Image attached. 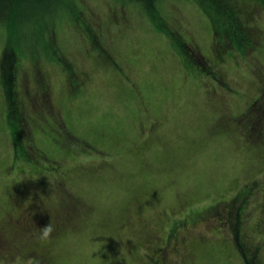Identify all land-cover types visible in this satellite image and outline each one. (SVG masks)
<instances>
[{
    "label": "rangeland",
    "instance_id": "1",
    "mask_svg": "<svg viewBox=\"0 0 264 264\" xmlns=\"http://www.w3.org/2000/svg\"><path fill=\"white\" fill-rule=\"evenodd\" d=\"M87 3L104 27L105 42L96 45L90 39L91 47L106 59H95L85 39L69 37L66 30V54L85 74L83 85L90 93L86 97L77 94L78 105L69 106L66 95L60 93L65 74L50 66L55 83L53 103L68 110L64 118L74 136L105 151L81 154L73 153V148L60 154L64 158L59 174L65 179L60 186L62 196L66 201L77 198L89 212L78 215V227L61 232L55 243L43 242L45 248L56 264H244L225 223L223 207L229 206L223 201L258 175L264 178V162H255L257 155L248 152L246 143L234 132L219 137L211 125L219 116L242 113L257 95L255 66L264 69V52L254 53L249 60L232 53L219 63L228 90L221 86V77L217 81L190 75L168 37L152 29L139 9L122 8L113 0ZM191 8L194 10L169 0L162 11L173 25L189 31L184 29L207 62H214L213 38L202 25L198 9L194 4ZM262 12L260 29H264ZM7 137L0 125V223L11 212L7 204L14 186L23 190L14 195L25 211L38 205V190L53 186L51 175L37 180L32 189L26 190L25 185L19 189L29 179L19 169L21 176L12 188L14 175L1 176L11 166V159L5 158L12 150ZM55 148L47 142L48 152ZM255 194L253 212L264 190ZM53 200L50 198L49 205L56 208V201L50 203ZM11 213L18 212L14 209ZM257 218L258 214L249 219L245 231L261 242L264 262V235L252 231ZM172 225L176 232L169 238L167 229ZM27 258L16 255L10 263L0 264H37Z\"/></svg>",
    "mask_w": 264,
    "mask_h": 264
},
{
    "label": "trees",
    "instance_id": "2",
    "mask_svg": "<svg viewBox=\"0 0 264 264\" xmlns=\"http://www.w3.org/2000/svg\"><path fill=\"white\" fill-rule=\"evenodd\" d=\"M166 1L169 0H113L115 5L122 8L133 7L143 12L153 27L151 28L166 35L168 41H171L172 49L190 75L208 76L217 81L221 77L224 83L221 86L225 88L227 84L218 69L219 63L224 62L232 53L242 56L243 60H249L254 53L260 55L264 52V29L258 27V19L263 14L261 11H264V0H175L190 9L194 4L198 9V15L203 18L202 25L209 30L214 42L212 52L216 61H208L210 63L195 39L188 36V30L173 25L169 17L164 15L162 8ZM87 2L88 0H0V45L3 46L0 55V116L3 117L0 125L6 131L8 143L12 145V150L5 157L8 162L11 159V166L1 176L4 178L14 175L10 179L13 181V188L21 176L20 172H25L23 175H27L29 179L23 184L19 181L21 186L17 188L22 189V185H25L26 190L34 188L37 180L53 176V186L38 190V205L26 208V211L14 195L23 190H16L15 186L11 188L13 192L7 206H10L11 212L15 209L18 213L12 215L10 212L1 219L0 262L10 263L16 255L24 258L27 255V259L36 261L37 264H56L54 255L45 248L43 242L55 243L61 232L78 227L75 220L78 215L83 217L89 212L81 202H76L77 198H69L67 201L66 197L63 198L60 186H63L65 179L59 174L64 167V158L60 154L73 148V153L80 151L81 154H94L92 151H95L99 155L105 150L87 139L74 136L67 127L64 115L68 110H61L53 103L55 83L51 78L54 73L49 69L50 66H56L64 72L65 79L61 83L60 93L66 95L69 106L78 105L75 102L77 94L86 97L90 93L88 87L83 85L85 74L79 71L76 63L66 54L69 40L67 41V36L63 37L66 30L69 37L77 38L76 36L81 35L95 59H106L91 47L90 39L97 42L96 45H103L105 42L101 34L104 27L97 22L92 7ZM24 64L28 67H23ZM255 68L257 95L253 96L242 113L229 117L219 116L211 128L215 129L219 137H228L230 132H234L246 143L245 149L257 155L255 162H264V69L260 66ZM117 70L119 67L114 69ZM81 87L83 90H80ZM225 89L229 90V87ZM208 132L213 134L210 130ZM49 141L56 147L53 154L47 150ZM12 168L15 170L12 171ZM19 169L22 171L19 172ZM261 174L264 176V172ZM263 180L258 175L230 199L223 201L229 206L225 209L223 207L227 220L225 223H228L233 233L234 243L240 250L239 253L241 252L244 264H264L260 255L261 242H256L245 231V224L258 214L252 231L264 235V196L255 211H252V207H256L253 204L255 193L264 190ZM50 194L53 197H49ZM50 198L54 199L50 203H58L56 208L49 205ZM59 202L62 203L60 211H64L63 213L59 211ZM221 223L223 224L222 221ZM48 225H51L52 230L46 238H42V228ZM167 231L168 237L172 238L176 225L169 226ZM15 249H18L17 253Z\"/></svg>",
    "mask_w": 264,
    "mask_h": 264
},
{
    "label": "clouds",
    "instance_id": "3",
    "mask_svg": "<svg viewBox=\"0 0 264 264\" xmlns=\"http://www.w3.org/2000/svg\"><path fill=\"white\" fill-rule=\"evenodd\" d=\"M51 230H52L51 225H48V226L42 228V238H46L49 235V233L51 232Z\"/></svg>",
    "mask_w": 264,
    "mask_h": 264
}]
</instances>
